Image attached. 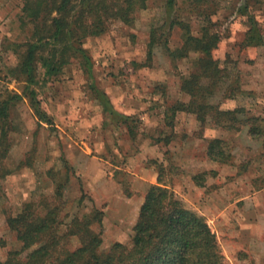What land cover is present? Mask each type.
I'll return each instance as SVG.
<instances>
[{"label":"rangeland","instance_id":"1","mask_svg":"<svg viewBox=\"0 0 264 264\" xmlns=\"http://www.w3.org/2000/svg\"><path fill=\"white\" fill-rule=\"evenodd\" d=\"M175 1V11L169 14L164 0H147L130 26L115 23L107 33L87 38L83 48L90 58L89 72L73 60L56 79L32 87L52 119L51 126L37 122L26 100L17 104L11 115L20 126L14 127L5 160L10 175L0 181V238L6 241L0 261L7 252L21 248L6 226L7 218L16 216L23 204L51 195L63 182L65 161L71 170L63 190L61 219L67 224L72 216L80 217L93 207L101 210L100 252L114 243L129 245L131 207L121 200L131 199L135 208L148 190L145 182L160 175L162 184L214 232L224 264H264L251 252L248 241L241 249L232 237L239 228L235 220H242L241 214L248 210L241 199L264 189V0H206L204 5L214 11L211 21L220 36L213 56L228 60L229 74L209 103H221L219 110H242L229 130L215 126L210 117L201 126L194 115L178 112L171 119L167 111L176 102L188 101L179 84L197 55L171 63L158 43L147 61L150 32L158 30L159 42L167 38L173 50L180 47L182 36L178 28L167 31L172 16L189 22L194 35L205 23L197 14H189L187 0ZM245 3L260 28L261 43L255 47L241 45L250 27L238 11ZM22 6L23 0H0V92L7 88L19 94L23 86L9 73L33 30L23 22ZM230 83L236 93L227 100L222 96ZM100 93L120 117L104 109ZM121 115L131 117L130 134ZM244 118H250L247 124ZM213 139L224 141L227 163L206 158V141ZM20 162L26 166L18 167ZM110 193L113 200L107 198ZM259 198L251 206L264 211V193ZM259 220L264 228V215ZM262 231L256 247L261 256ZM70 247H77L75 239Z\"/></svg>","mask_w":264,"mask_h":264},{"label":"trees","instance_id":"2","mask_svg":"<svg viewBox=\"0 0 264 264\" xmlns=\"http://www.w3.org/2000/svg\"><path fill=\"white\" fill-rule=\"evenodd\" d=\"M164 2L168 13L173 14L171 11H175L176 1ZM146 3L147 0H23V22L31 24L33 30L28 41L22 45L24 51L18 55L17 65L9 71L11 79L23 83L21 92L18 94L7 88L0 92V181L10 175L5 160L11 149V134L15 127L10 119L11 109L25 99L37 122L51 126L52 119L42 110L32 87L56 79L73 60L89 72L91 62L83 48L84 41L107 33L115 23L130 26L135 12L144 10ZM187 3L189 14L202 17L204 25L194 35L189 22L181 19L180 15L172 16L166 22L167 31L173 28L180 30V47L170 49L167 38L159 42L156 36L158 30L152 29L146 59L151 60L152 50L158 43L163 44L171 63L196 54L197 57L190 62L188 75L182 77L179 84L180 92L188 97V101L169 106L170 118L184 112L194 115L202 126L210 117L215 126L229 130L237 121L235 114L242 110H219L221 103H209V99L229 78L225 67L228 60L220 61L213 56L220 42L211 21L214 11L204 6L206 0H187ZM238 11L250 25L241 45H260V28L249 13L247 4ZM231 88V83L226 86L224 99H234L236 90ZM100 98L111 116L120 117L103 93H100ZM121 119L130 134L133 131L131 117L121 115ZM244 119L245 124L250 120ZM254 130L251 128L250 131ZM206 144L205 156L208 160L220 164L228 162L229 156L222 147L224 141L213 139ZM23 164L20 162L18 167ZM64 165L66 173L63 182L56 184L51 195L42 196L35 203L23 204L16 216L7 218L6 226L21 248L7 252L0 264H224L214 232L201 216L186 209L162 184L160 175L156 184L146 191L129 245L114 243L108 251L100 252L101 210L93 207L80 217L72 216L67 224L61 219L63 190L69 181L67 171L71 170L65 161ZM72 239L77 243L73 249L70 247ZM5 246L6 241L0 238V249Z\"/></svg>","mask_w":264,"mask_h":264},{"label":"crops","instance_id":"3","mask_svg":"<svg viewBox=\"0 0 264 264\" xmlns=\"http://www.w3.org/2000/svg\"><path fill=\"white\" fill-rule=\"evenodd\" d=\"M22 101H25V99H23ZM16 106L14 108H12L10 111V119H11L14 126H16V125L20 126V124H16V122H13V118L11 115L13 110L16 108ZM81 160H83L82 162L85 161V167L84 168H86V159H82V157H81ZM145 183H146L145 186H146V190H147L150 186L156 184V180L155 179L153 180V178H152ZM263 193H264V189H261L259 191L252 193V194H249L246 197H243L241 199V201H245V206L248 207V210L245 213L241 214L242 220H235L237 222L239 228L237 229L236 233H234V235L232 236V237L238 239L237 241L239 242L238 244H239L241 249L245 248V245L243 244V242L246 243V241H248L247 242L248 245L250 244L249 246L252 248L251 252L256 254V256L258 258H260L262 261L264 260V258H263L264 255L261 256V254L256 253V247L258 244H261L260 243L261 239L259 238V235L261 233H263L262 230L264 228H262L263 226H261L259 218H260V215H264L263 214L264 211H261L260 208L256 207L255 205H254V207L251 205L255 204V203L257 204L260 200L259 197ZM113 197H114V195L112 193H110L107 196V198H110L112 200L114 199ZM143 199H144L143 197H140L137 200V202L135 203V208H134V202L131 199L122 198V200H121L123 205H125L126 207H129V208L131 207V215H130V218L128 220H131L132 228L134 227L136 220L138 218L139 209L143 203ZM112 200H110V201H112ZM126 207H124L125 211L127 209ZM229 256L233 258V255L232 256L228 255V257Z\"/></svg>","mask_w":264,"mask_h":264}]
</instances>
